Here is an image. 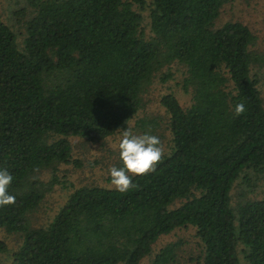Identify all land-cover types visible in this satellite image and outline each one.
Returning <instances> with one entry per match:
<instances>
[{"label": "trees", "instance_id": "16d2710c", "mask_svg": "<svg viewBox=\"0 0 264 264\" xmlns=\"http://www.w3.org/2000/svg\"><path fill=\"white\" fill-rule=\"evenodd\" d=\"M227 1L25 0L14 13L19 40L0 16V168L16 197L0 206V228L20 239L6 264H139L159 235L187 225L194 264H264V196L232 203L230 194L241 173L247 185L249 171L264 175V50L239 20L214 26ZM173 62L190 102L160 95L170 137L155 171L133 176L138 188L126 193L72 187L48 221L32 224L29 212L61 182L59 165L78 164L69 137L101 143L126 128ZM155 125L135 120L160 138ZM180 244L165 242L149 264H174Z\"/></svg>", "mask_w": 264, "mask_h": 264}, {"label": "rangeland", "instance_id": "374dc122", "mask_svg": "<svg viewBox=\"0 0 264 264\" xmlns=\"http://www.w3.org/2000/svg\"><path fill=\"white\" fill-rule=\"evenodd\" d=\"M23 3H25V0H0V16L14 28L18 40L23 33V25L15 21L14 13ZM146 12V10L142 11L144 22L147 21ZM226 20H239L247 24L256 36L252 47L256 50H264V0H228L222 4L218 15L214 19V26H218ZM159 74H161L162 78L158 76ZM183 75L184 67L175 62L160 68L157 75L153 77L151 83L142 93L141 107L127 124V126H131L134 134H142L140 127L135 126L136 119L144 118L148 121L154 119L156 121L154 131L159 136L160 133L162 134L160 140L163 147L166 148L169 143L170 133L167 127V114L159 103V97L162 93L171 91L178 98L181 105H187L190 102V94L184 91L180 85ZM259 86L264 99V82L260 83ZM122 131L117 130L112 135L107 136L101 143L86 142L77 136L69 137L72 143V157L78 160V164L62 163L59 165L58 176L61 182L56 183L53 189L45 195L37 209L29 212L28 216L32 224L48 221L64 202L67 193L72 187L88 183L112 186L109 169L115 165L119 158L118 144ZM246 171L248 172V170ZM248 173V179L251 182L249 185L242 181V173L235 179L230 190L232 203L239 196L242 199L264 196V175L255 177L250 171ZM0 238H3L7 244V250L0 253V264H6L11 258V251L16 248L20 239L15 234L6 233L2 228H0ZM178 239L181 244L177 262L174 264H194L188 258L189 255H196L198 251L197 237L191 225L179 226L166 234L159 235L151 244L150 254L143 256L139 264H149L153 252L162 244L169 240Z\"/></svg>", "mask_w": 264, "mask_h": 264}, {"label": "clouds", "instance_id": "9594fccd", "mask_svg": "<svg viewBox=\"0 0 264 264\" xmlns=\"http://www.w3.org/2000/svg\"><path fill=\"white\" fill-rule=\"evenodd\" d=\"M246 111L243 103H237L234 108L236 116ZM122 167L112 166L109 169L111 185L120 193H126L130 189L138 188L133 182L135 175H147L155 171L156 165L164 157V147L160 138L150 133L136 135L131 126L123 129L118 144ZM13 176L6 168H0V206L12 205L16 197L9 194L8 187Z\"/></svg>", "mask_w": 264, "mask_h": 264}]
</instances>
